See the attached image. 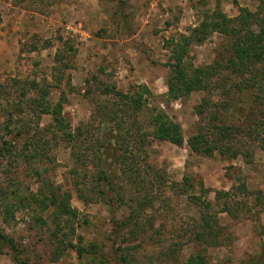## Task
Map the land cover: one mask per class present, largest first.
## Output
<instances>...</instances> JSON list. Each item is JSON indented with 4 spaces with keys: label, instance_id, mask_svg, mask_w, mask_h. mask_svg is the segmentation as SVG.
Returning a JSON list of instances; mask_svg holds the SVG:
<instances>
[{
    "label": "rangeland",
    "instance_id": "rangeland-1",
    "mask_svg": "<svg viewBox=\"0 0 264 264\" xmlns=\"http://www.w3.org/2000/svg\"><path fill=\"white\" fill-rule=\"evenodd\" d=\"M118 5V0H0L2 101L23 100L26 105L29 98L39 97L46 90L45 97L51 102L63 100L65 116L70 127L76 129L91 120L97 107L116 102L112 94L104 93L107 86L134 92L140 85H147L150 92L144 93L139 117L144 132L152 129L150 112L159 106L181 123L185 136L182 146L148 138L149 162L164 175L167 185L189 176L193 187L187 192L217 201L215 209L219 210V225L224 233L217 244L207 249L209 264H264V244L261 245L259 235L260 231L264 237V209L256 203L258 192L264 193V148L254 145L249 160L219 151L204 155L192 148L189 139L199 131L202 120L197 108L208 92L194 91L180 99H168L170 52L165 46L166 39L186 33L214 10L236 17L241 7L252 11L264 8V0H125L123 11L128 14L127 22L118 14ZM10 35L18 50L9 56L6 47ZM229 43L228 37L214 33L204 43L191 47L186 62L195 67L212 64L218 54L219 57L227 54ZM58 51L62 54L60 60L56 58ZM28 110L30 127L26 128L44 141L52 139L53 161L30 164L15 148L12 153L0 154V185L10 190L17 188L25 196L37 192L42 181L44 184L51 181L61 191H70V203L79 214L60 227L53 219V209L42 211L36 203L23 198L7 221L4 206H0V228L15 238L21 258L31 264H103L106 259L109 264H118L115 261L118 255L112 250V207L84 175L85 168L73 158L71 145L54 138V127H50L52 116L39 117L30 107ZM6 119L0 105V146L2 140L15 135L7 132ZM131 124L125 122L124 126ZM105 127L100 117L87 126V136L80 143L82 152L91 154L88 149ZM24 141L15 143L20 148ZM143 156L141 153L137 157L144 161ZM40 166L43 179L36 172ZM92 166L89 174L95 172ZM146 176L142 174L137 180L154 179L153 185L158 186L154 176ZM117 187L130 191L131 184L122 180ZM106 188L107 197L117 200L116 184L114 189ZM217 191L227 193L217 199ZM155 192L161 194L159 189ZM163 196L165 200L157 201L150 214L155 215L157 225H166L168 234L161 240L169 242L172 227L185 230L200 217L201 203H194L186 194L178 195L168 187L162 200ZM224 202H231V211H220ZM113 208L117 218L127 213L121 202ZM55 230L57 236L53 235ZM79 240L86 247L97 244V253L80 258L76 249L68 248L55 258L57 248L63 247L60 242ZM138 242L142 246L131 250L136 256L133 264H185L197 251L196 244L190 242L182 248L180 263L161 262L157 259L160 247L149 236L125 241L123 246ZM125 250L119 249V255L128 252ZM0 264H17L7 247L0 253Z\"/></svg>",
    "mask_w": 264,
    "mask_h": 264
},
{
    "label": "trees",
    "instance_id": "trees-1",
    "mask_svg": "<svg viewBox=\"0 0 264 264\" xmlns=\"http://www.w3.org/2000/svg\"><path fill=\"white\" fill-rule=\"evenodd\" d=\"M118 4V9L120 8L118 14L122 16V19H127L128 14L123 11L125 0H118ZM214 33L230 39L227 54L225 56L222 54V57L218 54V58L206 66L195 67L186 62L191 47L204 43ZM165 46L170 52L168 65L171 73L167 80L168 99H180L194 91L208 92L197 108L202 120L199 131L189 139L192 148L204 155H212L215 151H219L230 157L242 155L248 160L253 154L254 145L264 148L263 6L258 11L241 7L236 17H229L223 11L214 10L199 19L186 33L166 39ZM56 58L58 60L62 58L60 51L56 54ZM2 86L0 83V105L7 118V132H15V135L8 140H2L0 154L12 153L15 148L18 150V155L30 164L34 161L39 163L46 160L53 161L50 152L52 139L44 141L42 137L37 138L30 134L26 128V126L30 127L28 107L35 116L50 114L53 118L50 127H54V138H60L71 145L73 158L85 168L84 175L97 194H102L100 196L103 201L112 207V250L115 255H118V258L114 257L116 263L133 264L136 256L131 250L141 247L142 243L138 242L132 246L127 244L123 246V243L149 236L153 243L160 247L157 252L158 261L180 263L183 246L194 242L197 251L185 264H209L207 249L217 244L219 237L224 233L223 227L219 225V210L215 209L217 204L214 203L217 201L202 199V196L187 192L193 187L189 176H185L182 182L167 185L164 175L149 162L148 138L182 146L185 136L181 123L159 106L150 112L152 129L150 132H144L139 117L144 106V93L150 92L147 85H140L139 90L134 92H124L116 87L107 86L104 93L112 94L116 102L97 107L91 120L76 129L70 127L65 116L63 100L51 102L45 97L46 90H43V94L39 97L29 98V103L25 105L23 100L2 101ZM214 94L217 95L216 99L213 98ZM98 117L101 119V124H105L106 127L99 132V135L97 134L93 146L88 149L92 151L91 154L89 152L85 154L81 151L80 143L83 142L82 138L87 136V126ZM125 122L132 124L126 127ZM23 139H25L24 144L19 148L15 141ZM137 152H140V155L144 154V161L139 160L140 155H137ZM90 165L96 168L93 174H89L91 173ZM151 171L155 174H151ZM36 172L41 179L44 178L42 166L36 168ZM142 174L154 176L158 186H155V183L153 185L154 179L137 180V177ZM122 180L124 183L131 184L130 191L117 187ZM42 184L37 192L25 196H22L17 188L10 190L0 185V206H4L5 221L14 215L15 208L21 205L23 198L36 203L42 211L53 209V219L60 227L65 221L67 223L68 220L78 217V210L70 203V191H61L51 181L45 184L42 181ZM115 184L119 189L116 194L117 200L108 198L106 195V192L108 193L106 187L114 189ZM165 187L178 195L186 194L194 203H201L200 217L194 219L190 227L185 230L172 227L169 231V242L161 240L168 234L166 225H157L155 215L150 214L157 201L165 200L164 196V199H161ZM156 188L161 191L159 196L155 192ZM223 193L227 192L217 191V199ZM115 201L127 207V213L122 218H117L115 215L113 208L117 203H114ZM256 203L262 204L264 209L263 192H258ZM29 205L32 204L29 203ZM221 207L220 211L232 210L231 202H224ZM53 235L57 236V230L53 231ZM259 235L261 241L263 240L261 243L263 246L264 237L260 231ZM60 243L63 247L57 248L55 258H59V255L68 248L76 249L80 258L85 254H96L98 249L97 244L86 247L81 244V240ZM117 243L118 246H116ZM5 247L11 250L12 259L17 264H31L28 260L21 258V250L15 238L0 228V253ZM119 249H127L128 252L119 255ZM102 263L109 264V261L102 260Z\"/></svg>",
    "mask_w": 264,
    "mask_h": 264
},
{
    "label": "crops",
    "instance_id": "crops-1",
    "mask_svg": "<svg viewBox=\"0 0 264 264\" xmlns=\"http://www.w3.org/2000/svg\"><path fill=\"white\" fill-rule=\"evenodd\" d=\"M8 38H9V42H8V46L6 47V49H8L7 55L10 56L13 52L18 50V47H17V42L14 41L11 35Z\"/></svg>",
    "mask_w": 264,
    "mask_h": 264
}]
</instances>
